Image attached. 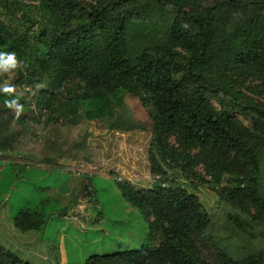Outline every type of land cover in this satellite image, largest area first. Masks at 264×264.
Masks as SVG:
<instances>
[{
	"label": "trees",
	"instance_id": "obj_1",
	"mask_svg": "<svg viewBox=\"0 0 264 264\" xmlns=\"http://www.w3.org/2000/svg\"><path fill=\"white\" fill-rule=\"evenodd\" d=\"M152 1L167 12V29L162 41L133 55L127 25L131 0H96L91 7L79 0H0V10L9 16L0 23V52H15L22 62L0 72V85H14L13 95L24 107L17 118L5 106L9 97L0 93V175L9 177L0 185L10 188L22 178L19 185L32 201L14 215L16 230L44 234L50 219L67 215L45 192L49 176L59 171L73 177L66 191L55 185L58 198L98 203L91 176L102 167V150L88 146V133L75 135L83 124L98 121L110 131L151 134L153 189L115 182L124 202L149 220L148 242L138 250L92 255L84 264H208L197 256L194 242L211 238L216 217L196 195L166 183L170 170H190L196 148L209 153L216 181L226 183L215 189L230 210L226 218L247 235L264 228V109L212 80L205 69L242 66L264 77V0ZM189 2L196 10L188 9ZM229 15H243L245 21L230 31ZM37 83L45 87L37 90ZM239 112L250 128L236 119ZM172 136L183 165L168 142ZM125 140L139 164L144 142L135 135ZM34 194L43 197L35 202ZM97 216L100 221L102 213ZM213 246L216 264H264L262 252L240 256ZM0 264L30 263L0 243Z\"/></svg>",
	"mask_w": 264,
	"mask_h": 264
},
{
	"label": "rangeland",
	"instance_id": "obj_2",
	"mask_svg": "<svg viewBox=\"0 0 264 264\" xmlns=\"http://www.w3.org/2000/svg\"><path fill=\"white\" fill-rule=\"evenodd\" d=\"M79 1L86 7L96 4V0ZM188 9L196 10L194 3L189 2ZM159 10L152 0H131L128 6L127 25L128 40L133 55L145 46L162 41L168 26L166 16L168 14L166 11L164 14ZM234 17L232 19L231 15L226 16L230 31H233L238 23L242 24L245 21L243 15ZM8 21L9 16L0 10V23ZM205 69L212 80L219 84H226L229 89L239 92L264 109V77L256 70L236 66L230 71H222L220 67L212 65H207ZM24 91L32 94L33 88L26 87ZM214 106L218 108L215 103ZM234 116L245 127L250 128V121L243 113L239 112ZM81 133L89 134L87 140L89 147L102 150V167L97 168L98 172L91 176L97 204L93 200L90 205L87 201L71 202L63 195L58 198L54 189L55 185L56 187L61 185L62 192L66 191L73 177L69 172L59 171L58 174L49 176L47 185L50 188L45 192L49 196L48 202L55 201L58 207L67 209L66 218L50 219L44 234L21 233L12 226V219L24 206H32L25 188L19 185L22 178L10 188L7 184L0 185V202H6L0 206V243L30 264H84L85 260L92 255L138 250L148 242L149 220L136 208L124 202L115 182H130L140 191L153 189L157 178L152 176L148 160L151 134L148 132L144 134L137 130L110 131L103 125L89 122L83 124L75 135ZM133 135L144 142L143 161L141 159L137 165H135L129 143L126 144L125 140ZM168 142L179 157L181 149L176 136L170 137ZM214 161L207 151L196 148L190 152L188 164L190 170L187 172H182L178 168L170 170L166 180L169 185L180 186L196 195L207 213L212 218L216 217L210 234L211 238L194 242L197 256L208 264H216L217 251L214 244L240 256L264 253V228L257 227L247 235L237 230L226 218L225 213H229L230 210L220 202L215 192L216 187L226 183L223 178L216 181V175L212 173ZM178 162L183 165L180 157ZM90 168L94 169V165ZM5 180L8 183L7 174L0 175V181ZM29 183L40 184V181L32 180ZM35 195V202L43 197ZM54 208H56L55 205L49 211L53 212ZM247 209L256 211L253 207ZM97 213H102V216H99L100 221L97 220Z\"/></svg>",
	"mask_w": 264,
	"mask_h": 264
},
{
	"label": "clouds",
	"instance_id": "obj_3",
	"mask_svg": "<svg viewBox=\"0 0 264 264\" xmlns=\"http://www.w3.org/2000/svg\"><path fill=\"white\" fill-rule=\"evenodd\" d=\"M21 61L17 60V55L15 52H0V72L8 73L11 70H15L21 64ZM45 87L43 83H37L35 88L37 90ZM16 92V88L14 85L10 83H4L0 85V93L5 94L9 99L5 100V106L9 109H13L15 111L16 117L23 113L24 107L19 103L20 96L13 95Z\"/></svg>",
	"mask_w": 264,
	"mask_h": 264
},
{
	"label": "crops",
	"instance_id": "obj_4",
	"mask_svg": "<svg viewBox=\"0 0 264 264\" xmlns=\"http://www.w3.org/2000/svg\"><path fill=\"white\" fill-rule=\"evenodd\" d=\"M89 123H96V124H99V125H103L101 122H98V121H93V122H89ZM104 126V125H103ZM144 133V132H143ZM146 133V132H145ZM144 133V134H145Z\"/></svg>",
	"mask_w": 264,
	"mask_h": 264
},
{
	"label": "built area",
	"instance_id": "obj_5",
	"mask_svg": "<svg viewBox=\"0 0 264 264\" xmlns=\"http://www.w3.org/2000/svg\"><path fill=\"white\" fill-rule=\"evenodd\" d=\"M157 178V177H156Z\"/></svg>",
	"mask_w": 264,
	"mask_h": 264
}]
</instances>
